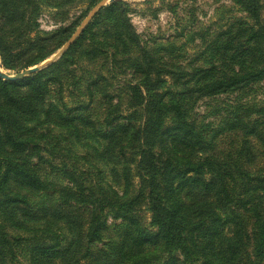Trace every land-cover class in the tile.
Masks as SVG:
<instances>
[{
	"label": "trees",
	"instance_id": "1",
	"mask_svg": "<svg viewBox=\"0 0 264 264\" xmlns=\"http://www.w3.org/2000/svg\"><path fill=\"white\" fill-rule=\"evenodd\" d=\"M83 1L99 0H0L1 66L43 61L70 31L32 38L39 14ZM231 2L246 16L196 30L187 57L184 44L141 39L116 1L57 61L22 79L0 77V264H24L21 250L27 264H264V99L232 97L264 81L262 1ZM81 56L98 60L94 76L77 77ZM117 74L129 77L127 111L110 104L101 122L66 114L62 90L110 100ZM220 97L228 104L219 122L199 121L197 103ZM61 133L91 139L83 147L105 158L109 179L77 159L70 141L62 145ZM108 219L119 226L104 242Z\"/></svg>",
	"mask_w": 264,
	"mask_h": 264
},
{
	"label": "rangeland",
	"instance_id": "2",
	"mask_svg": "<svg viewBox=\"0 0 264 264\" xmlns=\"http://www.w3.org/2000/svg\"><path fill=\"white\" fill-rule=\"evenodd\" d=\"M261 1L262 7L260 10V17L264 20V0ZM122 2L127 4V16L129 17L131 24L133 25L135 31L141 39L147 41L149 40L151 42L163 45L169 44L168 42H173L175 43V45L184 44V50L187 53L185 57L189 56L193 51H195L196 46L198 45V39H195L194 41H191L189 39V37H192L193 34H195L196 30L206 27L210 28V32L224 30L232 23H234L238 18L246 16L245 13H240L239 11H237L231 0H124ZM108 4H110L109 1L105 4V6ZM95 5L96 4L91 6L88 5L87 2L83 1L67 6L66 11H59L51 8H44L41 11L37 18L38 25L36 27V30L31 34L32 38L35 36L49 35L62 27H66V32L70 31V33L68 38L64 40V42L54 52L48 55L40 63L51 58L59 51V49H61L64 43H66V41L74 34L82 20L87 16L89 11ZM95 15L86 24V26L83 27L81 32L74 38L68 48L61 54H59L51 63L57 61L62 56V54L70 48V46L82 34L83 30L88 26V24L92 22ZM58 41H60V38L52 40L51 43L54 44ZM51 47V44H46L45 51L49 50ZM97 62L98 60L94 62V60L90 58L81 56V60L73 69L76 70L75 72L78 78L82 77L83 75H88V77L94 76L96 74L95 69L97 68ZM40 63L34 66H37ZM48 65H46L45 67H47ZM45 67H42L41 69ZM28 68L19 71L7 70L4 69L0 63V73L2 75H5L6 77H14L18 74H22ZM117 75L118 76L116 78L112 79V83L109 86H106L107 90L105 93H107L111 97L110 100H107L106 98L99 96L96 93H89L87 90H82L79 95L76 92L71 93L70 90H62V97L65 108L66 110L69 109V112H67L66 114L76 115V113H80L82 116L87 117L91 121L101 122L110 104H115L117 102L116 105L112 106V112L124 113L125 111H127L128 107L125 104L127 97L125 94L124 80L128 79L129 77L122 74ZM27 76L28 75L22 78H25ZM2 79L9 80L8 78ZM54 95L55 91L51 92V97H54ZM235 96H237V98H239L241 101H245L249 104H253L260 99H264V81L258 83V85L253 86L251 89L240 92L237 95H232V97ZM222 100L227 99L225 97H220V99L200 100L195 108L197 113L196 118L199 121L204 122L215 120H218L219 122V117L224 114V112L220 109H224V104H228L227 101L225 102ZM79 105H81V107L84 105V109L79 110L77 108ZM77 125V127L81 129V133L82 130L87 131L89 128L88 125L84 126L82 124H79V122ZM61 134L62 135L60 137V140L62 142V145H67L68 141H70L72 152L74 151L77 154V159H81L80 157H86V159L92 160L94 163L100 166L101 173L103 175L105 173L106 178L109 179L108 167L105 166V164L102 163L101 160H98L105 158H100L99 156L97 157L94 155V151L92 149H89L86 146L83 147L82 141H88V143L94 144L91 139L84 140L83 137H80L77 140L75 136L72 137V135H63V133ZM63 137L68 138V140H63ZM101 146L102 145H98L99 148H101ZM81 163L83 164V162ZM90 168L91 174H88V178H90V176L94 178L96 176L95 170L92 167ZM131 173L133 175V185L138 186L140 182L139 178L136 176L133 169ZM83 176L87 177V175L84 174ZM51 177H53L54 181L62 185L66 182L65 179L60 176ZM114 189L117 191L120 190V188L116 185H114ZM143 203L144 202H142L141 205V211L145 212L144 220L146 224H148L149 214L146 213V206ZM78 213L83 218L85 211H79L78 209V212L75 211V214L78 215ZM107 223L108 227L104 232V242L108 241L111 238H114L117 235V228L119 226V221L108 219ZM27 242L31 241L29 240ZM42 242L46 241L42 240ZM26 248L27 247H23V250H25ZM24 252L25 251L22 250L18 251V255L20 257V260H22L24 264H27L26 258L23 256Z\"/></svg>",
	"mask_w": 264,
	"mask_h": 264
},
{
	"label": "water",
	"instance_id": "3",
	"mask_svg": "<svg viewBox=\"0 0 264 264\" xmlns=\"http://www.w3.org/2000/svg\"><path fill=\"white\" fill-rule=\"evenodd\" d=\"M116 2V1H124V0H99L96 5L89 11V13L87 14V16L82 20V22L80 23L79 27L76 29V31L74 32V34L66 41V43H64V45L61 47V49H59V51L54 54L51 58L45 60L44 62L40 63L37 66L34 67H30L27 70H25L22 74H18L14 77H6L5 75H2L0 73V77L1 78H8L9 80H14V79H19L22 78L26 75H30L32 73H35L36 71H38L39 69H41L42 67H45L46 65L50 64L59 54H61L64 50H66L68 48V46L72 43V41L74 40V38L81 32V30L83 29V27L86 26V24L91 20V18L95 15V13L101 9L102 7L105 6V4L107 2Z\"/></svg>",
	"mask_w": 264,
	"mask_h": 264
}]
</instances>
